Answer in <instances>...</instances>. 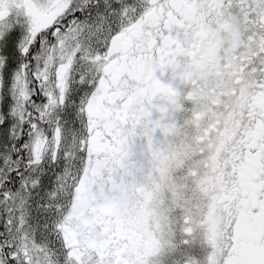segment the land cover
<instances>
[{"label":"snow or ice","instance_id":"snow-or-ice-1","mask_svg":"<svg viewBox=\"0 0 264 264\" xmlns=\"http://www.w3.org/2000/svg\"><path fill=\"white\" fill-rule=\"evenodd\" d=\"M0 264H264V0H0Z\"/></svg>","mask_w":264,"mask_h":264}]
</instances>
